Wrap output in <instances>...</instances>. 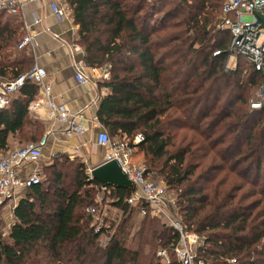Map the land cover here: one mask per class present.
<instances>
[{
  "label": "trees",
  "instance_id": "1",
  "mask_svg": "<svg viewBox=\"0 0 264 264\" xmlns=\"http://www.w3.org/2000/svg\"><path fill=\"white\" fill-rule=\"evenodd\" d=\"M66 1L84 62L111 74L97 81L107 89L99 121L113 139L128 138L154 178L176 192L178 216L205 238L197 255L210 264H264V100L251 106L264 67L258 70L244 56L227 67L231 34L217 27L225 0ZM24 34L21 20L0 11L5 79L33 67L32 55L17 48ZM217 49L224 52L215 56ZM38 91L27 80L0 108L3 154L11 149L10 135L23 146L45 134V123L28 107ZM139 133L144 139L133 143ZM42 173L14 208L8 235L0 234V264H179L173 251L178 232L142 215V202L129 204L132 190L102 188L70 154L44 162ZM100 189L123 213L117 226H103L114 228L105 244L86 210L98 207ZM160 249L170 262L158 256Z\"/></svg>",
  "mask_w": 264,
  "mask_h": 264
},
{
  "label": "built area",
  "instance_id": "2",
  "mask_svg": "<svg viewBox=\"0 0 264 264\" xmlns=\"http://www.w3.org/2000/svg\"><path fill=\"white\" fill-rule=\"evenodd\" d=\"M36 0H0V11H6L11 15H19L24 6ZM51 11L61 20L73 19L72 10L66 0H48ZM261 11L264 14V0H225L222 15L217 23L219 29L230 31L231 40L226 52H229L228 62L233 66L239 56L253 62L258 70L264 67V21L256 14ZM42 18L37 16L34 24H40ZM25 34L18 43L17 48L22 50L30 45L36 38L37 30L27 22L23 24ZM224 50L217 49L214 55H220ZM232 67V66H230ZM87 65L80 61L76 67V78L80 83L89 81L85 74ZM100 72L103 78L109 77L108 68H93ZM103 69V71H100ZM27 80H32L38 87V95L29 103V110L34 116L45 115L53 121L60 122L63 130L68 134H84L89 128H98L96 141L104 148V162L116 161L128 179L135 184L127 201L129 204L142 202L140 209L142 215L150 214L159 218L169 226L173 227L179 234L178 242L173 251L179 264H210L204 258L197 255V249L205 245V238L197 232L188 229L178 216L175 203L176 197L167 195L164 182L155 179V173L149 170L145 164L135 160L136 148L126 137L113 140L107 129L99 121L97 115L91 120H87L83 110L72 111L63 103H56L52 85L48 80L47 70L44 66L36 63L24 74L14 79H5L0 74V108L10 105L13 96L25 84ZM264 100V84L260 91V99L251 103L253 108H259ZM46 113H43L42 109ZM144 139L139 133L134 138L133 143H138ZM48 142V133H45L38 142H30L17 147L3 154L0 150V216L4 205L16 207L22 194V189H27L41 180L39 171L35 168L26 175H21L20 169L25 162L35 164L43 157V148ZM90 174H91V169ZM106 188V187H102ZM87 212L93 214L97 220L99 215L95 207H87ZM14 215V213H12ZM102 223L98 222L96 231L99 232ZM163 262H170L171 257L166 249L158 250ZM235 262V258L229 259Z\"/></svg>",
  "mask_w": 264,
  "mask_h": 264
},
{
  "label": "crops",
  "instance_id": "3",
  "mask_svg": "<svg viewBox=\"0 0 264 264\" xmlns=\"http://www.w3.org/2000/svg\"><path fill=\"white\" fill-rule=\"evenodd\" d=\"M9 15L21 20L23 24L27 22L37 30L35 40L22 50L32 55L34 64L38 63L46 68L56 103H63L72 111L81 109L86 119L91 120L107 89H99L97 81L100 72L88 66L85 74L89 81L83 84L76 78V67L80 61H84V50L77 41L78 25L73 19H59L51 11L48 0L28 3L19 15ZM37 16L43 19L40 24H34ZM42 111L46 113L44 108ZM31 116L45 123L48 142L43 148V157L37 164L25 162L20 169L21 175L24 176L35 168L39 171L40 161L59 154L81 156L89 169L104 163L105 150L96 141L98 128H89L84 134H68L60 122L45 115ZM8 143L10 150L21 146L12 135L9 136ZM25 191L22 189L20 193L23 195Z\"/></svg>",
  "mask_w": 264,
  "mask_h": 264
},
{
  "label": "rangeland",
  "instance_id": "4",
  "mask_svg": "<svg viewBox=\"0 0 264 264\" xmlns=\"http://www.w3.org/2000/svg\"><path fill=\"white\" fill-rule=\"evenodd\" d=\"M234 60L236 61V59H234ZM230 66H233L231 61L227 62V67H230ZM100 71H103V69H101ZM110 76H111V74L109 73V77L105 78V79H109ZM98 78L99 79H104L103 77H100V76H98ZM261 90H262V88L255 95L258 99H260V91ZM113 140H115V139H113ZM52 157L53 156H51V158ZM72 157H77L78 159L82 160L84 162V164H85L86 171L90 174V170H89V168H87L83 157L77 156V155H72ZM49 160L48 159L47 160L43 159L42 161L39 162V174H40L42 179H44V175L42 173V166H43L44 162H48ZM135 160H139V161L143 162V160H144L143 153L139 152V151H135ZM158 180L162 181V180H160V177H158ZM165 190L167 192V195H169L171 197H176V192L174 190L169 189L167 186H166ZM110 200L111 199L108 196V191H104V189H100L99 192L96 195L97 206L101 210V212H98L99 209H98V207H96L98 209L97 210V214L99 215V219L100 220H97L96 217L95 218H96L97 222L102 223V227L99 230V241L102 244H105L110 239V235L114 231V228H112L110 231L107 232L106 230H104V227H107V226L109 227L110 226V222H112V221L115 223V226H117L120 223V221H121V219L123 217L122 211L120 209L114 207L112 205V203H111L112 200L111 201ZM13 205L14 204L4 205L2 207V213H1V216H0V234H2V236H4V237L8 235L10 227H11V224L13 223V221L15 219L14 215H12V213H14ZM105 218H106V221H105ZM140 218H141L140 213L138 212L137 209H135V211L133 213V218H132V220L134 221L135 225H137L139 223Z\"/></svg>",
  "mask_w": 264,
  "mask_h": 264
},
{
  "label": "water",
  "instance_id": "5",
  "mask_svg": "<svg viewBox=\"0 0 264 264\" xmlns=\"http://www.w3.org/2000/svg\"><path fill=\"white\" fill-rule=\"evenodd\" d=\"M256 14L264 21V14L256 11ZM91 177L96 178L102 187H123L135 189V184L130 181L116 161L104 162L91 169Z\"/></svg>",
  "mask_w": 264,
  "mask_h": 264
}]
</instances>
